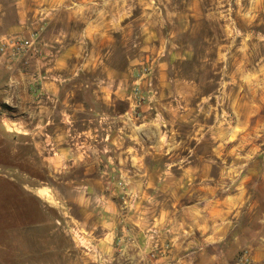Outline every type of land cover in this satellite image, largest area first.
Masks as SVG:
<instances>
[{
  "label": "crops",
  "instance_id": "0c3cea01",
  "mask_svg": "<svg viewBox=\"0 0 264 264\" xmlns=\"http://www.w3.org/2000/svg\"><path fill=\"white\" fill-rule=\"evenodd\" d=\"M28 17L21 12L0 43L12 32L29 37L37 30L43 54L0 58L9 108L3 120L32 139L38 155L61 174L65 200L79 206L103 263L228 264L245 241V192L231 199L219 193L227 183L219 184L215 162L200 160V134L185 151L180 137L164 128L167 104L161 100L172 86L164 81V62L153 69L156 94L141 105L139 117L130 115L139 72L136 61L122 62L112 49L120 7L40 0ZM110 174L128 183L134 210L124 209ZM156 223L170 230L165 236L173 242L160 258L147 254ZM263 256L264 241H258L253 258Z\"/></svg>",
  "mask_w": 264,
  "mask_h": 264
},
{
  "label": "rangeland",
  "instance_id": "374dc122",
  "mask_svg": "<svg viewBox=\"0 0 264 264\" xmlns=\"http://www.w3.org/2000/svg\"><path fill=\"white\" fill-rule=\"evenodd\" d=\"M39 1L0 0V36L18 23L21 12L30 17ZM95 1L106 10L120 7L121 26L112 46L117 59L128 62L131 57L139 73L164 62V81L172 84L161 100L167 104L164 128L180 137L185 151L200 134V160L215 162L219 184L227 183L219 193L231 199L245 192L247 200L240 206L245 241L228 264H237L244 254L249 256L244 264H264V256L253 258V245L264 241V0L89 3ZM2 75L0 264H110L103 263L79 206L65 200L61 174L38 155L32 139L20 137L4 122L9 108L2 100ZM109 176L124 209L134 210L128 183ZM152 227L155 243L147 254L168 255L173 242L165 233L170 230L158 223Z\"/></svg>",
  "mask_w": 264,
  "mask_h": 264
},
{
  "label": "built area",
  "instance_id": "2783aa9c",
  "mask_svg": "<svg viewBox=\"0 0 264 264\" xmlns=\"http://www.w3.org/2000/svg\"><path fill=\"white\" fill-rule=\"evenodd\" d=\"M39 34L33 33L29 37H24L20 34H12L0 43V58L1 57H18L30 52L37 55H42L43 50L38 45ZM154 92V71L151 65L144 66L141 72L137 75L135 83L130 93V110L131 116H139V108L141 105L149 101ZM119 185L125 188L122 181ZM249 260V256L244 254L237 264H244Z\"/></svg>",
  "mask_w": 264,
  "mask_h": 264
}]
</instances>
